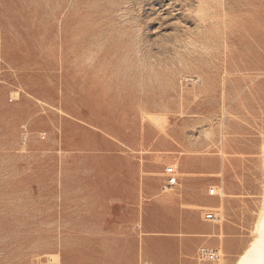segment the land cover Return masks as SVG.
<instances>
[{
  "label": "rangeland",
  "instance_id": "obj_1",
  "mask_svg": "<svg viewBox=\"0 0 264 264\" xmlns=\"http://www.w3.org/2000/svg\"><path fill=\"white\" fill-rule=\"evenodd\" d=\"M263 141L264 0H0V264H234Z\"/></svg>",
  "mask_w": 264,
  "mask_h": 264
},
{
  "label": "bare ground",
  "instance_id": "obj_2",
  "mask_svg": "<svg viewBox=\"0 0 264 264\" xmlns=\"http://www.w3.org/2000/svg\"><path fill=\"white\" fill-rule=\"evenodd\" d=\"M262 152L263 153L261 154L263 157L264 148ZM261 206L262 209L260 211L259 217L258 219L256 218L257 222L254 227L253 238L234 264H264V198L263 204Z\"/></svg>",
  "mask_w": 264,
  "mask_h": 264
},
{
  "label": "built area",
  "instance_id": "obj_3",
  "mask_svg": "<svg viewBox=\"0 0 264 264\" xmlns=\"http://www.w3.org/2000/svg\"><path fill=\"white\" fill-rule=\"evenodd\" d=\"M26 136V134H25ZM41 137L44 139L46 133H42ZM26 139V137H25ZM165 181L163 184V190L167 191L176 187L179 183L178 164L171 163L164 168ZM210 194H215V188H211ZM197 255L200 260L203 261H217L219 259V251L216 249L208 248L206 246H200L197 250ZM142 264H150L148 261H144Z\"/></svg>",
  "mask_w": 264,
  "mask_h": 264
},
{
  "label": "crops",
  "instance_id": "obj_4",
  "mask_svg": "<svg viewBox=\"0 0 264 264\" xmlns=\"http://www.w3.org/2000/svg\"><path fill=\"white\" fill-rule=\"evenodd\" d=\"M164 184V183H163ZM175 188V187H174ZM128 210H129V220H127L126 222H122V221H119V222H113L112 223V226L114 228H117V229H120V228H125L126 225H129V227L133 230L136 231V229L138 228L139 224H138V200L136 198L133 199V201H131L129 203V207H128ZM146 212V208L144 209L143 213L145 214ZM144 225V228H145V223H143ZM160 227H161V221L159 219L158 223H154V227H153V230H157L159 228L160 230ZM139 229V228H138ZM209 231H207V229H203L201 230L198 234L199 235H207ZM178 239V238H177ZM203 240V243H205L206 241L204 239ZM178 241V240H177ZM196 242H198V239L195 240ZM199 242L201 243V239L199 240ZM229 243V242H228ZM203 246V245H201ZM242 246H238L237 248H230L228 247V250H230L231 252H233V254H236V252L240 251ZM159 250H161V246L158 248ZM182 250H179V248H177V246L175 247L174 249V253L176 256H180L182 255ZM144 261L141 262V264L143 263ZM166 264H178L177 262V258L175 260H170L168 261Z\"/></svg>",
  "mask_w": 264,
  "mask_h": 264
}]
</instances>
